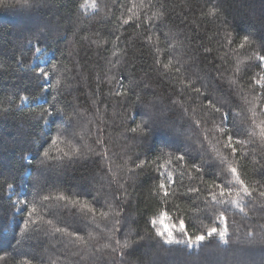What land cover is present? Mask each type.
I'll list each match as a JSON object with an SVG mask.
<instances>
[{"label": "trees", "instance_id": "trees-1", "mask_svg": "<svg viewBox=\"0 0 264 264\" xmlns=\"http://www.w3.org/2000/svg\"><path fill=\"white\" fill-rule=\"evenodd\" d=\"M146 2L151 9L133 8L141 0H97L94 11L81 7L84 0H0V264H240L253 261L237 256L247 249L254 264L264 261V198L257 194L245 200L244 212H225L226 247L213 237L199 252L169 248L150 223L158 208L152 162L159 157L185 154L168 170L185 171L187 185L203 190L213 179L223 182L216 149L228 154L217 143L226 136L210 123L219 124L220 113L187 85L229 113L226 127H235L233 120L247 127L251 113L243 97L251 99L249 85L259 90L253 77L264 74L257 58L264 55V0ZM157 10L163 17L150 23ZM245 36L249 42L240 48ZM37 66L50 70L47 82L37 77ZM126 89V96L118 94ZM256 111L259 124L264 115ZM146 119V132L130 131ZM58 136L59 148L73 145L80 155L55 151ZM45 150L52 159L43 157ZM245 151L242 178L264 186V143L257 138ZM141 161L149 163L138 168ZM193 163L203 168L202 180ZM61 195L70 199L56 200ZM175 203L189 233L223 228L214 217L188 211L203 208L202 197L178 196ZM115 240L130 242L123 257Z\"/></svg>", "mask_w": 264, "mask_h": 264}, {"label": "snow or ice", "instance_id": "snow-or-ice-1", "mask_svg": "<svg viewBox=\"0 0 264 264\" xmlns=\"http://www.w3.org/2000/svg\"><path fill=\"white\" fill-rule=\"evenodd\" d=\"M82 8L87 9L91 7L94 11L98 10L97 0H84V3L81 5ZM135 7H146L148 9L152 8L151 3H147L146 0H141L140 5L133 4ZM128 11H132L130 8ZM212 15L217 14V9L213 8L210 10ZM164 13L157 10L153 16H150L149 22L153 19H161ZM131 17H129V20ZM129 20H124V23H129ZM151 40V37H149ZM249 42V37L245 36L243 42L239 45L240 48H243L246 43ZM230 43V41H229ZM36 51H41L37 48ZM208 51V49H205ZM159 52V49H157ZM261 63H264V55H259L257 57ZM159 63V61H157ZM56 65H51V70H56ZM165 69H170L172 67L171 61L163 64ZM179 72V68L175 69ZM239 70V69H237ZM38 78L44 79L46 82L50 76V70H46L43 66H37L34 69ZM254 84L258 86V91L253 88L250 84L249 88L255 93L251 96V99L243 97L246 105H249L248 111L251 113V116L247 118V127L241 128L239 125H236L235 120L232 121V124L235 127H226L225 121L229 119V113L222 111L221 106H217L211 99L207 98L205 93H202L200 88H193L192 84L189 83L187 86L192 88L198 95H205L207 100L206 107L210 109L213 113H220V123L216 124L215 121H210L213 128L218 129L222 135L226 136V139H218L217 143L220 144L224 149L228 150V154L225 155L219 148L216 149V158L220 165V172L217 175L223 174V182L217 183L213 179L208 183L205 189H201L197 186H190L185 184L184 176L185 171H181L179 175H175L173 171L168 170V166L172 164L173 159L175 161L184 162L185 154L181 153L178 156H172L168 154L167 158L164 156L159 157L156 161H153L152 164L155 165V170L157 172V183L153 187V194L157 199L158 208L154 213L153 218L150 220L152 228L154 230V235L163 245L169 246H184L185 248H200L205 245V242L210 240L213 237H218L217 244L227 246L229 244V233H228V217L225 215V212L231 208L239 209L241 212H244L245 200L251 202L254 199V194H257L259 197L264 198V186L253 187L242 178L246 173L244 171V166L240 164V161L244 160L247 156L245 149L249 144H254L259 139L260 143H264V121H260L257 124L258 113L257 108L261 109L259 115H264V74H257L253 77ZM59 83V80H57ZM237 81H230V85H236ZM121 87H124L121 85ZM120 96H126L128 94L127 89L124 92L118 93ZM23 101L28 100L27 96L22 97ZM51 106L49 108L43 109L38 115L40 118L45 117L51 113ZM149 119H151L149 117ZM149 119L141 121L140 124H137L135 128L130 129L132 132L144 133L149 127ZM199 121L197 122L199 126ZM259 128V132L256 129ZM212 129H205V132H211ZM245 137V138H242ZM59 136L52 140V145L55 151L60 152L62 156L71 157L72 155H80V148L73 145H69V151H64L63 149L57 146V141ZM91 150V149H89ZM43 157L45 159H52L51 150H45L43 152ZM160 160H164V163H160ZM44 161L42 160L41 163ZM149 162L141 161L137 164L138 168H143ZM192 169L197 173L196 179L202 180L203 168L195 163L191 165ZM11 188L12 185H9ZM207 195H204V193ZM180 197H189L191 200L202 197V202L204 204L203 208L195 207L194 209H188V211H195L197 213H203L208 216L209 219L213 217L215 220L219 221L223 225V228L218 226H211L207 228V231L200 232L198 230L189 233L188 227L183 219V214L180 209V205L175 203L176 198ZM44 201L50 200L49 196H44L42 198ZM70 198L63 195L56 197V200L68 201ZM22 203L25 208L28 207V201L19 202ZM75 203V202H74ZM85 207H88L85 205ZM94 211V209H93ZM36 212L35 204L32 205L31 211L28 212L29 216H32ZM173 212L176 213L175 218L173 217ZM209 213L211 215H209ZM118 215V213H116ZM102 216H107V213H101ZM165 221L169 223L166 224ZM48 224H52V221L49 220ZM158 224L160 226H158ZM169 224L171 227H169ZM57 232H67V229L56 228ZM69 235H75L76 239L87 245L88 241L79 234L69 233ZM114 243L120 249L119 255L123 257V249H126L130 246V242L125 240L121 243L120 240H115ZM105 247H111V244H106ZM113 252L117 251V248H112ZM264 264V261H262Z\"/></svg>", "mask_w": 264, "mask_h": 264}, {"label": "rangeland", "instance_id": "rangeland-1", "mask_svg": "<svg viewBox=\"0 0 264 264\" xmlns=\"http://www.w3.org/2000/svg\"><path fill=\"white\" fill-rule=\"evenodd\" d=\"M43 60H44V58H39V61L40 62H43ZM232 210H239V209H236V208H231ZM165 223L167 224V221H165ZM159 225V224H158ZM160 226V225H159ZM229 233V232H228ZM211 239H213V238H211ZM218 241V238H216V241L215 242H217ZM208 242H209V240H208ZM207 242H205V244H206ZM221 246H224V245H222V244H220ZM182 247H184V246H182ZM224 247H226V246H224ZM223 247V248H224ZM201 248V247H200ZM200 248H195V247H193V248H190L191 249V251H192V249L193 250H196L195 252H199L200 251ZM241 249H243V250H246V249H244V248H241ZM199 255H200V253L199 254H197L196 255V257L197 258H199ZM212 254L210 253V254H208L207 255V257H209L210 259H212V256H211ZM238 255H242V256H245V257H247V256H249L248 258H249V260H253V261H250V262H245L244 260H242V259H240V260H238L239 262H240V264H254V259H255V256L254 255H252L249 251H248V249L246 250V251H244V252H240V253H238L237 254V256ZM251 257H253V258H251ZM231 260H233V259H231ZM216 264H219L218 262L216 263Z\"/></svg>", "mask_w": 264, "mask_h": 264}]
</instances>
